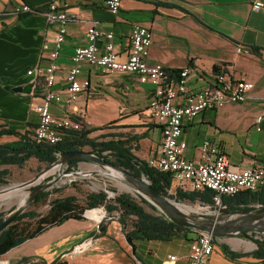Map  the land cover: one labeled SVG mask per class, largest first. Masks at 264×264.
Listing matches in <instances>:
<instances>
[{
	"label": "crops",
	"instance_id": "1",
	"mask_svg": "<svg viewBox=\"0 0 264 264\" xmlns=\"http://www.w3.org/2000/svg\"><path fill=\"white\" fill-rule=\"evenodd\" d=\"M65 1L71 21L66 25L65 40L56 60L58 70L52 91L59 92L65 88L71 56L76 47L87 44L86 31L91 22L96 21L101 30L113 33L114 51L119 60H125L128 54V35L132 25H142L152 34L147 62L175 72L189 67V89L213 84L218 73H223L230 81H245L253 85L244 103L205 111L184 123L185 158L198 161L202 142L209 140L227 156L232 166L264 168V120L259 132L254 124L256 117L264 112L261 104L264 98V0H123L116 17L104 8L103 0ZM49 2L0 0V129L17 134L0 136V145L33 136L37 126L34 108L41 102L44 91L42 75L56 32V25L46 22L42 14L14 16L13 9L26 3L38 13H43ZM255 2L262 4L259 10L252 7ZM254 47L263 50L254 54L250 50ZM98 48L102 51V42L98 43ZM237 49H240L239 53ZM28 71L32 74L28 75ZM79 78L89 81L88 91L71 105H53L51 112L56 116L80 117L88 127H101L115 121L112 129L95 132L91 137L108 132L143 135L134 154L144 161L157 157L160 130L147 110V101L154 86L140 84L130 74L105 75L86 64L82 65ZM29 85V94L14 92L17 87ZM85 163L88 162H80L75 170L82 171L80 164ZM11 167L3 168L9 170ZM258 208L261 207L253 209ZM62 226H70L75 234L78 233L73 239L75 243H69L71 252L57 250L70 241L69 237L64 238L70 236L69 233L47 237L48 230L17 247L34 245L46 236L35 245H41V248L30 249L17 258L45 261L41 253L52 250V255L60 257L70 253L75 255L69 264H187L189 245L196 236V233L188 236L190 241L173 240L169 246L162 245V242L137 241L132 251L120 228L119 232L117 229L114 233L107 231L105 235L94 238L92 224L86 219L69 220L59 227ZM90 241L94 247L86 252L91 246ZM86 243L88 247L74 252L77 246ZM223 246L241 256L228 258ZM255 249L252 241L240 235L213 238L207 264H264L252 256ZM169 257L175 259L169 260Z\"/></svg>",
	"mask_w": 264,
	"mask_h": 264
},
{
	"label": "built area",
	"instance_id": "2",
	"mask_svg": "<svg viewBox=\"0 0 264 264\" xmlns=\"http://www.w3.org/2000/svg\"><path fill=\"white\" fill-rule=\"evenodd\" d=\"M123 0H103L104 8L114 17L119 14ZM255 10L262 7L260 2L252 6ZM14 16L42 14L46 22L56 25L53 49L48 53V63L43 71L44 91L41 102L34 108L37 126L34 139L37 144L56 145L61 141L64 131L78 130L82 127L80 117L63 114L56 116L51 112L53 105H71L88 91L89 81L80 79L82 65L99 69L102 74H130L140 84H151L153 92L147 101L150 117L160 130V146L155 158L146 160L149 167L162 173H169L173 186L183 191L199 192L204 189L213 192L212 202L218 215L224 208L221 198L240 192L260 193L264 190V168L240 169L229 163L227 156L211 141L202 142L199 160L190 161L184 156L186 143L182 138L184 123L192 121L205 111H217L229 104L244 103L253 85L245 81H230L223 73H218L211 85L199 89H189V67L171 74L160 64L147 62L152 34L147 27L132 25L129 35V51L125 60H119L114 51L111 31L100 29L93 21L87 27V44L76 47L71 56V65L66 71V86L62 91L51 90L58 70L57 58L65 40L66 25L71 21L68 4L65 0H50L47 9L38 13L26 3L13 9ZM102 42V51L98 43ZM46 49V46L43 47ZM240 52V49H237ZM28 75L32 71L27 72ZM264 106V98L261 101ZM264 112L254 121L255 130H261ZM208 210V207L203 208ZM87 213V212H86ZM86 216V215H85ZM98 228V226H97ZM84 245V244H82ZM82 245L76 247L81 250ZM213 249V237L204 232L196 233L189 245L187 264H207ZM169 257V260H174Z\"/></svg>",
	"mask_w": 264,
	"mask_h": 264
},
{
	"label": "trees",
	"instance_id": "3",
	"mask_svg": "<svg viewBox=\"0 0 264 264\" xmlns=\"http://www.w3.org/2000/svg\"><path fill=\"white\" fill-rule=\"evenodd\" d=\"M226 38V37H224ZM229 40V39H228ZM252 53L258 54L259 48H251ZM216 71V70H215ZM176 74L175 71H169ZM82 121V119H81ZM114 122L101 127H88L82 121V127L78 130L63 132L61 141L56 145L37 144L34 133L31 138L20 137L17 141L0 145V185H6L10 176L5 166H13L24 169L29 162H35L37 172L45 169L56 161L58 154L62 152L81 151L87 148L95 156L103 158L115 167L123 169L134 178H144L149 185L162 197L176 201L198 203L214 211L213 192L204 189L199 192L183 191L173 186L169 173H162L148 166L147 162L139 159L134 152L143 135H130L128 133H100L91 137L95 132L112 129ZM16 136L17 134L0 129V136ZM81 160H71L67 172L75 171ZM34 189V188H32ZM31 189V191H32ZM57 192V189H53ZM51 192H40L34 202L35 207L44 204ZM139 202L149 206L158 215H153L144 210L139 202L128 193H118L110 201L105 192L89 193L85 196L84 206L74 196L56 198L49 203L45 214L35 212L23 213L4 230L0 232V258L19 247L23 243L32 240L51 228L59 227L69 220L83 221L86 210L95 209L106 205L108 215L118 213L117 223L126 242L134 251V243L137 241L171 242L173 240L190 241L188 236L195 234L193 231L178 227L169 222L162 214L149 204L145 199L138 197ZM225 213H239L252 210L255 206L264 207V190L260 193L240 192L233 196L221 198ZM3 214L0 213V223ZM105 233L101 224L92 237L98 238ZM256 245L252 256L264 261V235L252 232L241 234ZM224 254L230 258H238L241 254L231 252L227 247L222 248ZM16 264H32V259L22 257ZM40 264H68L61 257H57L50 263L40 260Z\"/></svg>",
	"mask_w": 264,
	"mask_h": 264
},
{
	"label": "rangeland",
	"instance_id": "4",
	"mask_svg": "<svg viewBox=\"0 0 264 264\" xmlns=\"http://www.w3.org/2000/svg\"><path fill=\"white\" fill-rule=\"evenodd\" d=\"M98 135V134H97ZM85 151H89L87 148L84 149ZM90 169L89 171H86L85 169ZM80 170L82 171H72V172H67V170L65 171L64 168L60 169L59 167L54 168L53 170H51V173H48L47 175L44 176L43 179L38 180V184H34L32 186H28L26 188H22L19 189L17 194H25V201H27L28 197L31 194V189L35 188L37 185H41L44 184L46 182L51 181V179L57 178V176L60 174V179L56 182V184H54L51 188L48 189L50 193L47 201L42 204L39 205L37 207L33 206V205H28L26 207V209L24 210V213H29V212H35L38 214H45L49 208V203L56 199V198H62V197H66V196H74L78 199L79 204L84 206V201H85V196L86 194L89 193H98V192H105L107 194V200H111L114 198V196L118 193H128L129 195H131L134 199L137 200V202H139L138 196L135 194V192L126 184L125 180H121L117 178V173L115 171H112L108 168H103L100 166H97L93 163H85V164H80ZM43 171V169L41 170ZM41 171L37 172V165L35 164V162H29V164L26 166V168L24 169H18L15 167H11L9 169V173L10 176L8 178L7 184L6 185H0V191L10 188V187H14L17 186L21 183L27 182L29 180H32L34 177H36V175L38 173H40ZM55 171V172H54ZM75 172H77L75 175H73ZM53 189H57L58 191L55 192L53 191ZM21 199V195L18 196H14L11 197L9 199H5L3 200L2 198L0 199V213L3 214L2 219H6L8 218L15 210L16 208H20L23 205H19V200ZM173 201V200H172ZM140 203V202H139ZM180 204H183L187 207H192V208H199L200 207V211L201 212H211V209L209 210H205L202 208H205L204 206H200L198 203H189V202H178ZM141 206L144 208V210L150 214L153 215H158V213H156L155 211H153L149 206L140 203ZM106 205H102L99 206L95 209H91V210H86L84 215L86 221L91 222L92 227H93V231H97V226L99 224L102 223L104 229H105V233L107 231L114 233V231L117 229V231L119 232L118 228L119 225L117 223V217H118V213H114L113 215H108L106 210ZM99 209L103 212V217L102 218H97L98 216V212H93L91 213L92 217L94 218H89L87 217V214L90 211ZM199 211V212H200ZM87 212V214H86ZM158 212V211H157ZM85 225V224H84ZM49 234L47 235V237L50 236V234H52L51 236H55L57 233H66V234H70V236L66 235L64 238L70 240L68 241L66 244H64L60 249L57 248L58 252H63L64 250H69V248H71V246H69V243L73 244L75 243L73 241V239L75 240V236L78 235V233H74V230L70 228V226H62V227H54L49 229ZM104 233V235H105ZM46 236H43L40 238V240H38L37 242L33 243L34 245H26L23 248H17V250L15 251H10L9 253L5 254L4 256H2L0 258V263L3 264H16L20 259L17 258V256L23 254L24 252H27L30 249H38L41 248V245H38L40 241H42L43 239H45ZM39 239V238H38ZM87 242V241H86ZM63 243V241H62ZM91 246L86 250V252L90 249H92L93 246V242H91ZM170 242H162V245L165 246H169L171 244H169ZM66 246V247H65ZM69 246V247H68ZM89 244L86 243L84 245L81 246V248L78 249H84L85 247H88ZM68 247V248H67ZM67 248V249H64ZM52 250L49 251H44L43 253H41V255L45 258V261L50 262L53 259H56L59 255H52L53 253H51ZM72 251V250H71ZM70 250L68 251L71 252ZM79 250H76V252H78ZM42 252V251H40ZM75 252V253H76ZM85 253V252H84ZM74 257H76L75 255H71L70 254H66L65 256H62L61 259L65 260L68 264L69 261L74 259ZM32 264H40L39 260H32Z\"/></svg>",
	"mask_w": 264,
	"mask_h": 264
},
{
	"label": "water",
	"instance_id": "5",
	"mask_svg": "<svg viewBox=\"0 0 264 264\" xmlns=\"http://www.w3.org/2000/svg\"><path fill=\"white\" fill-rule=\"evenodd\" d=\"M30 88V85L25 87H17L14 89V92L29 94ZM71 160L90 162L97 166L108 168L112 171L120 173L123 176V180H125L126 184L135 192L138 197L145 199L169 222L178 227L189 229L194 233H208L213 238L218 239L241 235L247 232L264 235V207L239 213L221 212L218 215H211L208 212L201 211L184 212L178 208L180 203L162 197L149 185V183L144 178H134L123 169L115 167L112 164L106 162L103 158L97 157L92 152L85 150L59 153L56 161L43 169V171L38 173L32 180L4 189L0 191V196H2L8 190H19L34 184H38V180L43 179L45 175H47L56 167H59L60 169L64 168L65 171L68 170L69 162ZM76 173L77 172H75L73 175ZM60 177L61 176L59 174L57 178L51 179V181L44 184L37 185L34 189H32L31 194L25 204L20 208H16V210L8 218L4 219L2 223H0V232L7 228L15 218L23 214L26 207L34 202L36 196L40 192L51 188L54 184H56Z\"/></svg>",
	"mask_w": 264,
	"mask_h": 264
},
{
	"label": "bare ground",
	"instance_id": "6",
	"mask_svg": "<svg viewBox=\"0 0 264 264\" xmlns=\"http://www.w3.org/2000/svg\"><path fill=\"white\" fill-rule=\"evenodd\" d=\"M49 173H51V172H49ZM116 176H117L118 179H121V180L123 179V176L120 173H117ZM17 192H18V190H8L2 196H0V198L5 200V199H9V198L14 197V196L21 195V199L19 200V205H24L25 202H26L25 201V194H17ZM178 208L180 210L184 211V212H198V211H200V207L199 208H192V207H187V206H185L183 204H180L178 206ZM95 211L98 212L97 213L98 214L97 218H102L103 217V212L101 210H99V209L90 211L88 214L86 213L87 217L94 218V217H92L91 213H93ZM0 264H3V263H0Z\"/></svg>",
	"mask_w": 264,
	"mask_h": 264
}]
</instances>
